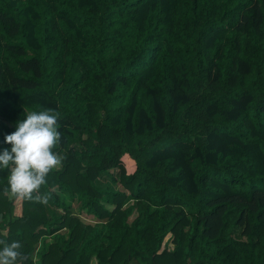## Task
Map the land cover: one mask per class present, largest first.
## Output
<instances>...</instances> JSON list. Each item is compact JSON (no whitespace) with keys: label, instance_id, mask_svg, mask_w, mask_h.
<instances>
[{"label":"trees","instance_id":"trees-1","mask_svg":"<svg viewBox=\"0 0 264 264\" xmlns=\"http://www.w3.org/2000/svg\"><path fill=\"white\" fill-rule=\"evenodd\" d=\"M46 108L48 203L0 170L17 264H264V0H0V150Z\"/></svg>","mask_w":264,"mask_h":264},{"label":"clouds","instance_id":"clouds-1","mask_svg":"<svg viewBox=\"0 0 264 264\" xmlns=\"http://www.w3.org/2000/svg\"><path fill=\"white\" fill-rule=\"evenodd\" d=\"M60 114L52 108L31 111L16 123V130L4 138L10 148L0 150V170H8L5 192L15 198L47 204L40 193L47 177L62 166L66 157L58 152L63 139ZM19 241L0 238V264H17L22 258Z\"/></svg>","mask_w":264,"mask_h":264},{"label":"rangeland","instance_id":"rangeland-1","mask_svg":"<svg viewBox=\"0 0 264 264\" xmlns=\"http://www.w3.org/2000/svg\"><path fill=\"white\" fill-rule=\"evenodd\" d=\"M108 180H109V179H108V176H105V177H104V181L107 182V184H110V182H109ZM113 184H114L113 186H116L117 188L120 187V185H118V183H113ZM62 197H63V196H62ZM63 198H64V197H63ZM164 245H165L166 247H168V245H169L170 247H172V244H171V242H170V234H168V235L165 237Z\"/></svg>","mask_w":264,"mask_h":264},{"label":"built area","instance_id":"built-area-1","mask_svg":"<svg viewBox=\"0 0 264 264\" xmlns=\"http://www.w3.org/2000/svg\"><path fill=\"white\" fill-rule=\"evenodd\" d=\"M172 244V243H171ZM168 248H171L169 245H168Z\"/></svg>","mask_w":264,"mask_h":264}]
</instances>
